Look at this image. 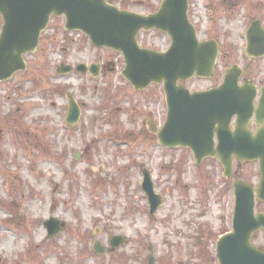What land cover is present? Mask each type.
<instances>
[{
    "label": "rangeland",
    "instance_id": "1",
    "mask_svg": "<svg viewBox=\"0 0 264 264\" xmlns=\"http://www.w3.org/2000/svg\"><path fill=\"white\" fill-rule=\"evenodd\" d=\"M106 1L142 16L162 2ZM188 18L199 40L220 47L217 77L190 84L203 89L224 69L247 66L245 33L253 21L264 27V0H188ZM137 39L156 51L170 44L158 32ZM23 59L26 70L0 83V120L16 129L8 134L0 124V264H147L149 257L153 264H218V237L231 231L233 180L215 160L196 166L148 131L150 120L163 118L161 88L134 92L121 77V56L66 32L63 18L50 20L35 53ZM61 65L72 71L60 74ZM77 65H97L98 76L75 72ZM68 96L80 109L72 127L65 124ZM144 169L162 199L152 215L140 189ZM51 218L63 229L47 238L43 222ZM111 236L126 242L111 249ZM95 241L104 254L92 251ZM252 243L264 250V234Z\"/></svg>",
    "mask_w": 264,
    "mask_h": 264
},
{
    "label": "water",
    "instance_id": "2",
    "mask_svg": "<svg viewBox=\"0 0 264 264\" xmlns=\"http://www.w3.org/2000/svg\"><path fill=\"white\" fill-rule=\"evenodd\" d=\"M51 17H63L67 31L81 32L98 48L112 50L122 55V77L135 91H143L150 85H162L167 105V118L157 133L159 142L166 147H190L197 164L217 155L227 178L232 174V157L239 161L260 160V184L252 188L236 180L233 184L234 212L231 231L221 236L216 244L218 264H264V252L251 243L252 235L264 230V214L254 215V197L264 203V139L256 145L247 128L253 112V87L244 81L238 85L241 72L237 66L225 70L222 83L207 92L190 94L183 83L196 75L213 78L218 56L214 41H199L195 28L188 18V0H162L158 10L142 16L120 10L106 0H0V82L9 80L15 73L24 71L23 56L34 53L40 34ZM159 31L166 34L170 46L164 53L139 47L137 36L141 31ZM245 54L251 58L264 55V28L259 21L251 23L245 34ZM68 73L71 68L60 69ZM76 71L85 73L84 66ZM92 76L98 74L96 66H90ZM69 98L66 123L73 126L79 117V109ZM237 116L236 131L230 132L228 119ZM256 116L264 125V88L261 91ZM217 124L218 145L213 150L209 127ZM151 132L155 129L150 127ZM198 132V133H197ZM196 144L198 146H194ZM203 154H197L198 152ZM141 190L149 203V213L154 214L161 204L153 191L151 176L142 172ZM48 238L63 229L56 220L44 223ZM98 232H96L97 234ZM125 243L121 237L111 236L112 249ZM93 250L104 254L106 249L94 242ZM149 258L148 264H153Z\"/></svg>",
    "mask_w": 264,
    "mask_h": 264
},
{
    "label": "flooded vegetation",
    "instance_id": "3",
    "mask_svg": "<svg viewBox=\"0 0 264 264\" xmlns=\"http://www.w3.org/2000/svg\"><path fill=\"white\" fill-rule=\"evenodd\" d=\"M219 50H220V47H219ZM259 60H264V56L262 58H258V59L248 58V62H247L248 64H246L247 66L244 68V70H243V68H241L242 72H241V75L238 79V83H239V86H242L243 82L247 81L248 84H251L250 86L253 87V89H252L253 112L251 113V116L248 119L247 128H248V131L250 133V136L253 139H255L256 145L262 146L263 145V139H264V125L260 124V122L263 121L262 118L256 116V110L258 109L261 91L264 88V77L262 76L264 74V68L262 69L261 73L256 72V69H260V68H256V66H255L256 63L259 62ZM249 67H251V68H249ZM99 70L100 69L98 68V73H99ZM247 74H248L249 78L246 77ZM216 77H217V74L215 72V76L211 80H214ZM245 77L248 80L244 79ZM222 78H223V74H222V77L220 78V80L218 82L210 85L207 88H203V89L202 88L195 89V88L190 87L191 86L190 84L194 81L206 80V79H200L197 77H193L181 85H184L189 90V92L191 94L196 93V92H205V91H209L211 89L218 87L222 81ZM179 84L180 83H178V85ZM154 87L161 88V86H154ZM161 90H162V88H161ZM162 94H163V92H162ZM164 99H165V97H164ZM164 105H165V110H164L163 118L165 117V115L167 113V106H166L165 102H164ZM237 119L238 118L236 115H233L230 117V119H228V127H229L230 132H232V133H234L236 131ZM162 122L163 121L161 120L160 125L162 124ZM151 126L154 127L153 124H151ZM218 129H219V126L217 124L213 125V127H209V130L214 132L212 134V141H213V146H214L213 150L217 149L218 139H217V133L216 132L218 131ZM193 145L198 146L196 144H193ZM173 150L183 151V152L187 153L188 155H190L192 158L195 154L193 149H191L190 147H184V148L176 147ZM197 154H203V153L200 151ZM231 156L233 158V172L231 174V178L227 179L228 181L233 180L232 184H231V188H232L233 183L236 180L242 181V182L248 184L249 186H251L252 188H257L260 184V167H261L260 166V160L259 159H252L250 161H243L242 162V161H239L236 159L235 153H232ZM212 160H215L220 165V163L218 162V160L216 158H212ZM220 167H221V165H220ZM244 168H249V170L243 171ZM221 169H222V167H221ZM261 207H264V203L257 200L256 204H255V213L256 214L262 213V212H258V210H257V208H261ZM262 214H264V213H262ZM256 234H264V232L262 231V232H259Z\"/></svg>",
    "mask_w": 264,
    "mask_h": 264
},
{
    "label": "trees",
    "instance_id": "4",
    "mask_svg": "<svg viewBox=\"0 0 264 264\" xmlns=\"http://www.w3.org/2000/svg\"><path fill=\"white\" fill-rule=\"evenodd\" d=\"M243 1H244V0H243ZM37 81L39 82V84H43L42 79H37ZM1 116H2V113H1V110H0V117H1ZM0 124L3 125L4 127H6V128L8 129V130H6L8 134L13 133L14 130H16L15 127H14V125L11 124L10 121H6V120L2 119V120H0ZM4 131H5V130H3L2 132H0V137H1V134L4 133ZM40 132H43V130H41ZM40 141H41V142H45V139L43 138V136H42V138H41Z\"/></svg>",
    "mask_w": 264,
    "mask_h": 264
}]
</instances>
